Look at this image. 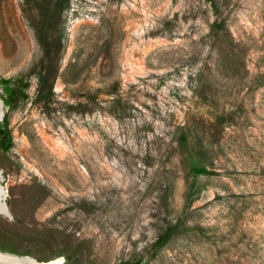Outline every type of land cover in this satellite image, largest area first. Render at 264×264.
I'll list each match as a JSON object with an SVG mask.
<instances>
[{
    "label": "rangeland",
    "instance_id": "rangeland-1",
    "mask_svg": "<svg viewBox=\"0 0 264 264\" xmlns=\"http://www.w3.org/2000/svg\"><path fill=\"white\" fill-rule=\"evenodd\" d=\"M215 1L0 4V78L31 83L1 235L38 261L47 239L82 264H264V0ZM48 22L62 51L37 100ZM169 222L189 229L153 254Z\"/></svg>",
    "mask_w": 264,
    "mask_h": 264
},
{
    "label": "trees",
    "instance_id": "trees-1",
    "mask_svg": "<svg viewBox=\"0 0 264 264\" xmlns=\"http://www.w3.org/2000/svg\"><path fill=\"white\" fill-rule=\"evenodd\" d=\"M4 0H0V4ZM213 4L216 7V1ZM222 27V24H219ZM43 34L40 35V42L44 50V57L42 64L37 72L38 85H37V96L36 99L45 96L49 98L53 91V79L56 75L57 61L59 60L60 53L62 51V44L56 39L53 30L54 26L51 23L44 24ZM31 83L24 77L18 76L15 78H0V98H2L4 105L9 111L5 112L2 120H0V151L8 152L14 146V137L12 130L10 128V111L16 109L21 102L29 99V88ZM187 137L183 134L181 135V142L185 144ZM192 172L194 174L206 173L207 169L205 167H193ZM189 228L182 226L177 223L169 222L163 231L159 234L156 241L152 245L153 254L157 253L161 248H163L175 235L184 233L188 231ZM42 244L49 248L51 251L50 257L65 256L67 259H71V264H82V259L86 257V254L79 253L84 246L80 244H67L63 247L56 246L54 240L45 239ZM0 249L3 251H9L19 255H33L34 250L30 247L21 248V242L18 243L15 239H10L6 235L0 234ZM50 257H39V259H46ZM117 264H144L142 259L134 262L122 261Z\"/></svg>",
    "mask_w": 264,
    "mask_h": 264
},
{
    "label": "water",
    "instance_id": "water-1",
    "mask_svg": "<svg viewBox=\"0 0 264 264\" xmlns=\"http://www.w3.org/2000/svg\"><path fill=\"white\" fill-rule=\"evenodd\" d=\"M0 103L2 104L3 109H4L5 105H4V102H3L2 98H0ZM5 108H6V107H5ZM4 115H5V112H4V110H3L2 113L0 114V120L3 119ZM0 175H1V177H2V172H1V171H0ZM0 180H1V178H0ZM0 186L2 187V189L5 190V188H4V186L2 185L1 182H0ZM3 198H4L3 203H4L5 207H6V211H5V212H0V214H5V215H7V216H10L11 213H10V211H9V206H8V204H7V201H6L7 194H6ZM0 254L13 256V257H15L16 259H26V260H28V261L30 260V261L33 262V264H34V263H35V264H49V263H51V262H55V261H59V260L61 261V264H64V261H65V258L62 257V256L57 257V258L52 259V260H49V261H38L36 258H34V257H32V256H29V255H18V254H15V253L2 252V251H0Z\"/></svg>",
    "mask_w": 264,
    "mask_h": 264
},
{
    "label": "bare ground",
    "instance_id": "bare-ground-1",
    "mask_svg": "<svg viewBox=\"0 0 264 264\" xmlns=\"http://www.w3.org/2000/svg\"><path fill=\"white\" fill-rule=\"evenodd\" d=\"M3 106L0 103V114L3 111ZM1 178V175H0ZM6 195V192L4 189H2V187L0 186V212H5L6 211V207L3 203L4 200V196ZM0 264H33L32 261H28L26 259H16L13 256H9V255H4V254H0ZM35 264V263H34ZM49 264H61V261H55V262H51Z\"/></svg>",
    "mask_w": 264,
    "mask_h": 264
},
{
    "label": "flooded vegetation",
    "instance_id": "flooded-vegetation-1",
    "mask_svg": "<svg viewBox=\"0 0 264 264\" xmlns=\"http://www.w3.org/2000/svg\"><path fill=\"white\" fill-rule=\"evenodd\" d=\"M0 251H2V252H9V251H3V250H1V249H0ZM9 253H12V252H9ZM15 254H16V253H15ZM18 255H19V254H18ZM64 262H65V261H64Z\"/></svg>",
    "mask_w": 264,
    "mask_h": 264
}]
</instances>
